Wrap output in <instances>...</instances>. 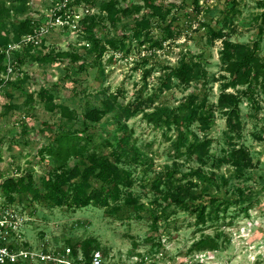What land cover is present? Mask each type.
I'll use <instances>...</instances> for the list:
<instances>
[{
	"label": "rangeland",
	"instance_id": "rangeland-1",
	"mask_svg": "<svg viewBox=\"0 0 264 264\" xmlns=\"http://www.w3.org/2000/svg\"><path fill=\"white\" fill-rule=\"evenodd\" d=\"M118 1L121 7L143 4L141 0ZM54 2L19 0L14 18L28 16L38 22L47 21ZM263 2L237 0L234 5L232 0H157L160 13L167 19L161 21L155 16L143 42L130 30L137 14L124 18L123 29L117 30L106 12L82 3L78 5L81 18L77 28L71 21L62 31L54 30L43 39L45 45L39 46L40 52L90 57L94 55L89 52L91 33L83 25L94 24V35L103 42L116 32H127L124 48L109 49L102 59L92 60L96 64L88 65L86 70H80L70 58L54 65L31 58L18 70L14 81L35 95L34 103L29 105L27 95L12 86L0 94V111L5 113L10 102L20 106L0 118V183L10 175H32L39 181L51 167L50 156L46 160L41 152L49 141V127L80 128L84 103L106 102L110 111L100 124L91 127L90 133L98 137L95 148L102 153L118 149L119 140L113 134L121 137L126 132L130 136L131 148L119 150L124 151L122 165L130 171L133 185L124 188L120 202L108 207L50 206L32 203L23 196L15 206L31 218L24 227L25 247L37 249L46 243L58 253L69 247V241L76 243L92 237L99 243L96 250L102 251L104 264H264V92L260 85L253 86L257 106L242 96L240 118L234 116L233 125L229 109L219 104L224 85L229 82L222 63L223 39L258 42L264 58V26L260 19ZM219 33L223 36H216ZM183 62L199 63L209 75L190 85L174 80L169 88L165 87L163 79L168 67H178ZM68 70L70 78L64 80ZM55 85V103L75 109V120L48 111L37 98L42 87ZM246 89L239 85L227 91L242 95ZM192 92L214 114L207 131L194 123L188 132L190 141L194 133L203 140H212L202 158L191 154L188 146H183L182 152L176 150L178 126L168 128L145 115L158 107H177ZM113 95L119 98L118 103ZM120 103H139L144 112L132 115ZM241 147L252 165L227 161ZM75 162L71 159L70 165ZM200 169L201 177L195 175ZM155 180L163 182L160 193L151 189ZM129 194L137 199L136 206L125 201ZM172 195L190 204L206 201L205 222L171 199L167 201L166 196ZM214 196L218 201L212 203L210 198ZM236 203L248 205V209ZM205 237L216 240L219 248H196L195 243ZM77 259L86 261L81 252ZM21 264L63 263L24 259Z\"/></svg>",
	"mask_w": 264,
	"mask_h": 264
},
{
	"label": "trees",
	"instance_id": "trees-1",
	"mask_svg": "<svg viewBox=\"0 0 264 264\" xmlns=\"http://www.w3.org/2000/svg\"><path fill=\"white\" fill-rule=\"evenodd\" d=\"M19 0H0V74L6 70V56L4 48L12 42L19 41L24 35L31 33L35 26L40 23L33 17L20 18L14 14L16 12V3ZM199 2L200 0H195ZM143 4L133 3L127 7L119 6L118 0H76L75 4L79 5L87 3L92 6H98L102 11L107 13V17L114 24L117 30L123 29V19L133 14L138 15V19L131 26L133 36L143 42L148 33V29L154 24V17L159 20L167 19L166 14H161L160 5L157 0H141ZM234 5L237 0H232ZM264 7V2L262 4ZM144 10V11H143ZM234 10V8H232ZM143 11V12H142ZM171 12V11H169ZM231 12V11H230ZM142 14V15H141ZM261 24L264 26V11L260 16ZM86 31L91 33L89 37L92 48L90 53L94 55L82 57L78 53H57L56 51L40 52L39 47L26 46L23 50L15 52V58L19 69L27 63L29 59H33L45 65H54L56 62L70 58L78 63L80 70H86L92 60L98 61L102 59L105 53L113 49H122L125 47L127 39L126 30H122V34L116 32L111 38L105 42L98 40L94 35V24L83 25ZM216 36L222 37L221 33ZM42 44V43H41ZM45 43L43 42L42 47ZM41 47V48H42ZM222 63L224 70L229 75V82L225 83L224 90L221 92L219 104L228 108L230 125L234 124V116L240 118V103L242 96L248 97L254 106L258 101L255 98L253 86L260 85L264 92V58L260 55L259 43L236 42L228 38L223 39V49L221 51ZM92 57V58H91ZM68 70L63 79L70 78ZM209 73L199 63L183 62L178 67H168V71L164 73L163 84L169 88L174 80L190 85L194 80H198L201 76H208ZM80 82V80H78ZM247 86V89L239 93L228 92L229 87ZM12 86L21 89L27 95L29 105L34 103V94L28 93L23 89L20 83L12 80L8 81L5 87L0 89V94L6 91V87ZM58 94V85L53 87H42L37 93V98L45 103L46 109L50 112L62 114L65 118L73 121L78 116L77 111L69 105L55 103ZM113 99L118 103L119 98L113 95ZM82 100L84 101L83 97ZM84 109L81 116L80 128H67L66 126H50L49 141L43 147V158L50 156V170L45 175L36 180L32 175H10L4 177L0 183V196L4 202L9 205H17L23 196L30 199L32 203H42L50 206H67L71 208H83L89 205H98L101 207L111 206L112 203L121 201L124 188L133 185V179L130 171L123 167L122 159L124 151L131 148L130 136L124 132L121 137L113 134L118 139V149L111 153H102L96 146L97 136L90 133L92 126L101 123L105 115L110 111L109 103L104 105L84 103ZM122 109L132 115L144 112L139 103H129L124 106L120 103ZM14 102L7 105L6 112L0 111V118L4 117L7 112L12 109L19 108ZM146 117L151 121L159 123L163 126L171 128L176 125L180 129L178 140L175 148L178 152H182L183 146H188L191 154L197 158L204 157L211 145L212 140L205 138L204 140L194 133V140L189 139V129L194 123H200L202 130L207 131L214 114L207 108V104L200 100L199 95L192 92L188 95L186 102L181 103L177 107H158L152 112H146ZM79 119V117H78ZM119 149H123V153ZM76 159L73 166L70 165L71 159ZM227 158V157H226ZM47 160V159H46ZM237 165H252L245 148L235 149L227 159ZM203 170H197L195 175L202 176ZM19 176V177H18ZM100 183V186L96 185ZM160 180L153 181L151 189L160 193ZM167 201L184 207L186 210L196 213L200 222H205L207 202L199 204H190L179 196L172 195L171 198L166 196ZM125 201L130 205H137V199L133 194H129ZM212 203L218 201V197L210 198ZM241 209H248V205L236 203ZM68 246L72 249V256L76 264H91L93 252L99 248V243L95 238H87L81 242L72 243L69 241ZM198 249H218L219 244L211 237H205L195 243ZM65 252V248L59 252ZM83 253L86 261L78 260L79 254ZM22 261L14 263L21 264Z\"/></svg>",
	"mask_w": 264,
	"mask_h": 264
},
{
	"label": "built area",
	"instance_id": "built-area-1",
	"mask_svg": "<svg viewBox=\"0 0 264 264\" xmlns=\"http://www.w3.org/2000/svg\"><path fill=\"white\" fill-rule=\"evenodd\" d=\"M76 0H55L49 10L50 18L38 23L34 30L24 35L19 41L12 42L4 48L6 56V70L0 74V89L6 86L8 81L15 80L20 70L17 66L15 52L23 50L26 46L39 47L45 37L54 30H63L71 21L80 22L78 5ZM15 205L6 204L0 197V264H14L22 260L41 259L46 262L56 261L63 264H76L72 256L71 247L65 248V252H54L46 243L33 249L25 247L26 242L24 227L30 221ZM57 254V255H56ZM91 264H104L102 251L93 252Z\"/></svg>",
	"mask_w": 264,
	"mask_h": 264
}]
</instances>
